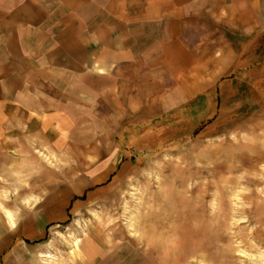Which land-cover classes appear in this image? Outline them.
<instances>
[{
    "label": "crops",
    "instance_id": "1",
    "mask_svg": "<svg viewBox=\"0 0 264 264\" xmlns=\"http://www.w3.org/2000/svg\"><path fill=\"white\" fill-rule=\"evenodd\" d=\"M180 70L264 86V0H0V264L123 176L109 127Z\"/></svg>",
    "mask_w": 264,
    "mask_h": 264
},
{
    "label": "rangeland",
    "instance_id": "2",
    "mask_svg": "<svg viewBox=\"0 0 264 264\" xmlns=\"http://www.w3.org/2000/svg\"><path fill=\"white\" fill-rule=\"evenodd\" d=\"M164 72L109 127L123 176L4 264H264V86L223 71L216 94Z\"/></svg>",
    "mask_w": 264,
    "mask_h": 264
}]
</instances>
